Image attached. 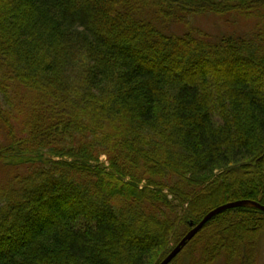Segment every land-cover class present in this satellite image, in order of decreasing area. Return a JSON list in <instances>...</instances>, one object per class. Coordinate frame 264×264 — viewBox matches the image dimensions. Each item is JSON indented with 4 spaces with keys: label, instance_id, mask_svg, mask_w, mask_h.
I'll return each instance as SVG.
<instances>
[{
    "label": "trees",
    "instance_id": "obj_1",
    "mask_svg": "<svg viewBox=\"0 0 264 264\" xmlns=\"http://www.w3.org/2000/svg\"><path fill=\"white\" fill-rule=\"evenodd\" d=\"M199 14L256 28L170 31ZM17 155L0 264H159L214 208L264 206V0H0V163ZM263 233L226 210L170 264H254Z\"/></svg>",
    "mask_w": 264,
    "mask_h": 264
},
{
    "label": "rangeland",
    "instance_id": "obj_2",
    "mask_svg": "<svg viewBox=\"0 0 264 264\" xmlns=\"http://www.w3.org/2000/svg\"><path fill=\"white\" fill-rule=\"evenodd\" d=\"M256 28V20L244 18L239 15H226L219 16L214 14H199L193 16L189 19V24H172L170 26V31L175 34L182 35L187 31H199L201 33H207L210 37L216 38L221 35H244L250 34ZM47 155H45L46 157ZM48 157V156H47ZM2 163H0V183H3L8 175L14 173L13 171H18V168L26 165L27 162L21 158V156L17 155V158L13 160V158H4ZM100 162L104 163L107 166L105 157L102 156L100 158ZM7 163V164H5ZM7 165V166H5ZM180 233H183V230L180 229ZM231 238H227L230 240ZM243 244V243H242ZM239 242H236L237 250L240 252H246L245 246H241ZM244 245V244H243ZM173 244L170 245L172 247ZM256 252L254 256V264H264V233L260 235L258 238ZM179 255V254H178ZM186 257V252H183L179 257L180 264H187L188 260H184ZM183 261V262H182ZM213 264H222V262H214Z\"/></svg>",
    "mask_w": 264,
    "mask_h": 264
},
{
    "label": "water",
    "instance_id": "obj_3",
    "mask_svg": "<svg viewBox=\"0 0 264 264\" xmlns=\"http://www.w3.org/2000/svg\"><path fill=\"white\" fill-rule=\"evenodd\" d=\"M242 206H251L264 213V206L251 201H237L228 204L221 205L212 211H210L196 226H193L192 222H189L191 229L185 234V236L179 241V243L171 250V252L160 262V264H170L172 260L182 251L188 242L203 228V226L211 220L215 215L224 212L229 209L238 208Z\"/></svg>",
    "mask_w": 264,
    "mask_h": 264
},
{
    "label": "bare ground",
    "instance_id": "obj_4",
    "mask_svg": "<svg viewBox=\"0 0 264 264\" xmlns=\"http://www.w3.org/2000/svg\"><path fill=\"white\" fill-rule=\"evenodd\" d=\"M236 202H237V201H236ZM229 203H232V202H229ZM226 204H228V203H226ZM222 205H224V204H222ZM220 206H221V205H220ZM218 207H219V206H218ZM216 208H217V207H216ZM214 209H215V208H214ZM233 209H234V208H233ZM229 210H230V209H229ZM211 211H212V210H211ZM207 214H208V213H207ZM207 214H206V215H207ZM206 215H205V216H206ZM205 216H204V217H205ZM204 217H203V218H204ZM203 218H202V219H203ZM196 225H197V224H196ZM196 225H195V226H196ZM193 226H194V225H193ZM190 229H191V227H190ZM184 236H185V235H184ZM184 236H183V237H184ZM178 243H179V242H178ZM170 252H171V251H170ZM170 252H169V253H170ZM176 257H177V256H176ZM176 257H175V258H176ZM175 258H174V259H175ZM174 259H173V260H174ZM173 260H172V261H173ZM159 264H160V263H159Z\"/></svg>",
    "mask_w": 264,
    "mask_h": 264
}]
</instances>
